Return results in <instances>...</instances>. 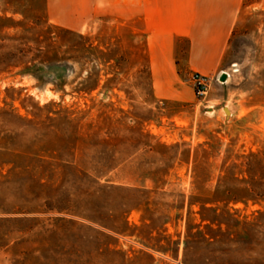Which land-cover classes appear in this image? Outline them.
I'll use <instances>...</instances> for the list:
<instances>
[{
	"label": "rangeland",
	"instance_id": "374dc122",
	"mask_svg": "<svg viewBox=\"0 0 264 264\" xmlns=\"http://www.w3.org/2000/svg\"><path fill=\"white\" fill-rule=\"evenodd\" d=\"M72 1L0 0V108L27 118L0 120V264H264V200L214 201L264 182V0L212 112L184 73L155 96L144 31Z\"/></svg>",
	"mask_w": 264,
	"mask_h": 264
},
{
	"label": "crops",
	"instance_id": "0c3cea01",
	"mask_svg": "<svg viewBox=\"0 0 264 264\" xmlns=\"http://www.w3.org/2000/svg\"><path fill=\"white\" fill-rule=\"evenodd\" d=\"M57 9V0H48ZM242 0H73L72 10L114 17L145 33L152 91L182 99L181 74L216 72ZM89 13V14H88Z\"/></svg>",
	"mask_w": 264,
	"mask_h": 264
},
{
	"label": "trees",
	"instance_id": "16d2710c",
	"mask_svg": "<svg viewBox=\"0 0 264 264\" xmlns=\"http://www.w3.org/2000/svg\"><path fill=\"white\" fill-rule=\"evenodd\" d=\"M20 61L19 60L18 62L16 63H13L14 65H18L20 64ZM9 65H12V64H9ZM28 68V65L24 64L23 68L20 69L19 71L20 72H25L26 69ZM28 71V70H27ZM32 74L33 76H35V78H37L39 81L42 79L40 77V74L38 72H34L32 71ZM7 120V121H24V120H27V118L24 116V115H21L19 113L16 112V110L14 108H0V120ZM249 164V163H248ZM250 179H242L241 181H244L245 185L242 186V189L243 190H238V191H235L233 192V194H230V196H228V198H216L214 199V201H222V202H227L231 199H236L239 197V195L241 197H253V196H256V197H259L260 199L264 200V182L263 181H256L254 183H260V184H263V186L260 188V190H255V188H253L250 184H251V181H249ZM250 185L251 187L249 188L247 186V184ZM253 183V184H254ZM252 184V185H253ZM252 190V194H246L244 191H249ZM221 190V189H219ZM228 189L226 187H223L222 191L221 192H227ZM238 192H241L242 194H238ZM208 201L207 200H203L201 202V206L202 208H207L209 207V205H207Z\"/></svg>",
	"mask_w": 264,
	"mask_h": 264
},
{
	"label": "built area",
	"instance_id": "2783aa9c",
	"mask_svg": "<svg viewBox=\"0 0 264 264\" xmlns=\"http://www.w3.org/2000/svg\"><path fill=\"white\" fill-rule=\"evenodd\" d=\"M227 74L226 72V75ZM220 75L221 73L209 75L196 70L189 72L188 79L193 84L194 94L204 106H211L212 108L214 98L211 91V81L213 79L221 81Z\"/></svg>",
	"mask_w": 264,
	"mask_h": 264
},
{
	"label": "water",
	"instance_id": "95a60500",
	"mask_svg": "<svg viewBox=\"0 0 264 264\" xmlns=\"http://www.w3.org/2000/svg\"><path fill=\"white\" fill-rule=\"evenodd\" d=\"M225 74H226V72H222V75H221V78H224L225 77ZM226 111H228V109H226Z\"/></svg>",
	"mask_w": 264,
	"mask_h": 264
},
{
	"label": "bare ground",
	"instance_id": "6f19581e",
	"mask_svg": "<svg viewBox=\"0 0 264 264\" xmlns=\"http://www.w3.org/2000/svg\"><path fill=\"white\" fill-rule=\"evenodd\" d=\"M228 75H229V73H228ZM208 107H210L211 108V106H208ZM228 109V108H227ZM213 111V109L211 108L210 110H208V112H212ZM228 111H229V109H228Z\"/></svg>",
	"mask_w": 264,
	"mask_h": 264
}]
</instances>
